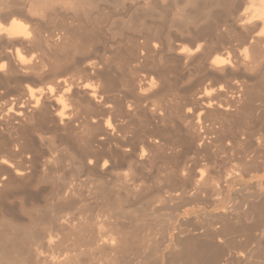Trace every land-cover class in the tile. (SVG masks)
Instances as JSON below:
<instances>
[{"label":"rangeland","instance_id":"obj_1","mask_svg":"<svg viewBox=\"0 0 264 264\" xmlns=\"http://www.w3.org/2000/svg\"><path fill=\"white\" fill-rule=\"evenodd\" d=\"M207 1L209 2L210 0H0V24L3 23L4 16L7 13L14 12L17 16H20L26 25H28L26 29L30 34L29 38L32 43L27 42V44L25 43L23 46L19 47L25 61L40 59L46 65L42 74L43 80L40 81L42 84L35 82L34 79L38 77H35L34 74L30 73L28 77H31V79L27 78V80H24L21 75L22 72L18 69H14L15 74L11 73V78L14 80V84L12 85L21 87L26 83L33 86L35 83L33 87H36V84L37 86H40V84L44 86L46 83H50V80L56 75H59V77H72L74 79H79L81 82L87 81L96 86L98 85L97 82L100 81L106 86H114L113 93H115V97L120 100L122 107L126 108L127 104L129 105L131 101L137 100L141 107L144 105L143 108L145 106L149 108L152 104L149 103L154 101V97H152L153 95L151 92V94L143 92L142 96H138L137 93H140L138 92L140 91L139 88L142 85L141 90L147 88L148 82L146 81H149V77H153L152 79H159V82L157 79L154 80L157 81L156 85L158 84V86H160L159 74L166 68L168 70L170 69V71L178 70L177 72H182L181 75H183L184 78L182 77L179 81L177 80V94L179 93V97H191L196 92H200L201 89L203 90V87L209 88V86L213 87L214 85L212 83L210 84L209 82L211 81H207L203 74L194 71V66L197 64V61L195 62L192 60V62L191 59L185 58L186 55L177 53L178 50L182 47L194 48L197 43L194 42V39L197 37V32L207 25H211L210 34L206 36L205 39L199 40L198 42L203 43L201 49L204 52L211 50L217 44L215 37L219 34L228 32L227 25L230 24L231 19L237 14L235 12L236 10L234 11L233 8L242 0H229L231 4H233L231 5L232 8H230L231 10L233 9V12L226 18L222 15L228 6L225 1L220 2L218 4L219 7H206V9L198 11L195 4L202 5L207 3ZM224 7L226 9H224ZM203 13L206 17L202 15ZM217 16H220V18ZM88 36L90 39L87 38ZM36 41H39L41 45L37 46ZM153 43L156 44L155 48L152 47ZM233 43V45H236L235 42ZM1 46L4 47L3 45ZM1 46L0 56L9 51L6 47L3 49ZM10 51L11 60H13L12 54L14 49H10ZM217 54L224 55L222 52H217ZM87 61L101 63V65H98L96 68L99 69V71L102 69L101 72L104 71L103 75L105 78L103 77L101 79L102 81L96 79L91 74L90 69H88V72H81V68ZM106 61L108 62L107 65ZM102 65L103 67H108L104 69L101 68ZM127 65L130 67H127ZM262 71L261 75L260 73L259 75L256 74V77L254 76L252 80L256 81L259 79V81H263L264 74L262 73H264V69ZM186 74L190 75L186 76ZM108 75H111L110 78H108ZM112 77L115 78L112 80ZM187 77L191 79L189 80ZM137 78H139V81ZM20 79L24 81H20ZM28 80L30 82H28ZM129 83L134 85L133 89L135 87L136 90H134L136 93H126V88L123 87H129ZM136 84L140 87L138 88ZM145 85L146 87H144ZM262 85L261 87L264 88V84ZM133 89L132 91H134ZM157 89H159V87ZM190 92L193 93L190 94ZM133 95L134 97H132ZM80 96L81 93L76 95L72 102L70 101L68 103V112L75 109ZM126 99H129V101ZM126 102L127 104H125ZM170 109L171 111L169 112H171V116L166 119L167 123L165 126L168 125L167 127L170 128L171 124L173 125L176 123V127L171 125V129L175 130L177 128L175 132L178 133L172 132L173 135L175 134L172 138L177 142L180 141V143L178 142V147L176 148L178 150H175V153L167 151V155L170 158L164 159L165 161L161 156L158 157L159 155L157 154L156 158L155 153H151L154 155L148 153L144 146V148L142 147L143 152L140 151L138 139L136 140L139 145L135 143L137 141L132 140V144L135 148L134 150L138 153L134 151V156L136 157L139 155L140 157L137 156V165H134L137 158H134V166L125 164L120 158V155L113 160L107 153L108 148H112V143H114V141L110 139L108 141V146H104L105 148L103 146L98 147L96 142V145L93 144L94 154L91 158H94L96 162L88 168L71 169L73 167L70 158L72 155V144L68 142L64 148L66 153L71 154L66 157V164L70 165H66L65 169H34L31 173H26L23 180H17L13 176L14 182L7 184L2 180L4 175L3 170L0 169V237L6 238L7 236L11 238V235H14L12 237H16L19 234L17 236L19 238L33 237L34 240L29 248H25L28 250H14V252H18L17 254L20 256L11 251L12 255H8L11 259L8 261H1L0 264H19L17 260L21 259L20 257L24 258L27 254L26 252L29 253L26 256V259L29 258L28 261L30 262L27 261L29 264H34L35 261L36 264H48V262L41 260L44 258H47V261L51 260L50 258L55 260L56 257L58 258L56 259L57 261L60 260L57 264H157L160 255H166L169 252L170 247L174 244V240L177 237L187 234L188 231H191L197 226L201 227V224L203 225L204 223H202L199 213V215L191 214L185 217L179 213L181 212L180 210H189L193 206V204L188 202L189 196L186 194H184L183 199H177L179 200L177 201L178 206L180 205L181 207L179 206L180 209L176 210H174L177 206L176 200H174L175 203L173 201H161V198H158L159 195L167 191L178 193L179 191H183L187 193V191L192 188L191 186H193V181L196 175H198V172L202 173L201 176L204 175V177H201L202 179L204 178L208 181L212 180V178L214 179V177L217 179L223 173L222 176L224 177L228 173L231 174L233 171L236 176L233 173L231 175L235 176V183L238 181L243 185L246 183L245 186H247L248 189L244 192L246 194L245 196L253 194V191L250 192L248 190L255 185L256 181L260 180L262 184L264 183V166L254 169L248 162L250 158L247 159L246 167L242 164L243 161L240 162V156L244 150L246 154L249 152L248 149L246 151V148L242 145V140L240 141L238 139L240 136L244 135L247 130H250L249 126L251 125H249L250 122L248 120L238 115L234 116L233 113H229L227 117L223 114H219V119H217L218 117L210 119L212 120L211 122L216 119L218 120L216 126L219 127L218 129L220 130L217 136L220 137L221 141L226 143L230 140V142L233 143V158L234 154L235 156H238L237 153H239V155L241 154L238 156L239 158L236 156L233 159L231 156L229 158V155L222 153L223 155L220 154L213 159L215 164H211L212 166L210 167V164H206L203 159L201 160V157L198 158L195 157L194 154L183 152V147L189 140L195 143L194 141L198 138V134L196 135V133H193V130L190 129L192 122H195L193 118L194 114L193 117L192 114L185 115V109L183 108L179 113L175 111L177 110L176 108L174 109L172 107ZM85 110L86 113H89V115L87 114L89 118L92 117L95 121L99 118V124L104 122L103 119L105 116H102L101 113L97 115V112L101 111L100 108L97 109L96 106L90 108L85 107ZM140 110L142 109L140 108ZM130 113L132 114L134 112ZM137 113V116L133 115L129 121L127 120L129 124L126 123L125 127L126 129L128 128L127 132L128 130L130 131L129 135L131 137H133V135L136 137L137 135V138H141V135H143L142 123L144 122V116H141L143 115L142 112ZM258 114H260V112ZM183 116H186L188 120L183 121L186 119L185 117L183 118ZM230 116L232 117L230 118ZM114 118L111 119L112 121L110 120L111 124H114L113 127L123 124L119 117ZM180 118L183 119L178 121ZM223 118H225L224 121L222 120ZM263 118L264 117L259 118L261 121H258V128L260 126L262 128L264 127ZM130 120L132 122H130ZM210 120L207 119V122H210ZM113 121L114 123H112ZM239 122H242V124ZM91 125L92 127L89 128L90 130L85 138L93 135L94 139L91 140L97 141V138L102 135V132L97 130L96 123H91ZM126 125H128V127ZM135 127L138 128L137 131L133 130H136ZM186 128H188L187 130H189L188 132L190 134L186 132L187 130H184ZM240 130L242 132L244 131V134L241 133ZM262 131L264 132L263 129ZM263 132L259 131L258 133L262 134ZM223 133L224 137L221 136ZM105 134L109 139L110 135L108 132ZM191 134L194 135L192 136ZM239 134L241 135L239 136ZM188 137H191V139H188ZM203 137L207 141L212 139L211 135H204ZM180 138H182L183 141H181ZM129 145H131V143ZM259 150L256 155L257 162L263 161L262 151H264V148ZM141 158H143V162ZM184 158L188 159L185 162L186 165H188L187 167L184 164ZM237 159H239L238 162ZM195 160L196 162H194ZM200 160L206 165L201 164ZM103 161H106V167L103 165ZM178 161L179 163L181 161L184 167L182 165L180 166L181 163L179 164ZM197 161H200L199 163L203 166L199 165ZM111 162L114 164L111 165ZM139 163H141V165ZM174 167H176V169H173ZM196 171L198 172L196 173ZM42 175L46 176L42 177ZM210 176L211 178H209ZM222 176L221 179L218 178L220 182L222 181ZM64 183L72 186L74 190L73 193L71 192L69 194L66 200L58 201L56 198H53L54 196H52V194ZM247 192H250L249 195ZM185 196H187V198ZM63 222L68 223L65 225ZM167 227H169V229H167ZM22 230L24 231L23 234ZM49 235L53 242L48 245L46 240ZM35 237H37V239H35ZM102 237H111L114 240V245H101L98 240ZM120 239L125 240L127 243L124 246L125 250L122 248V242H119ZM21 252L23 254H21ZM15 255L16 257L13 258L12 256ZM17 257L18 259H16ZM33 257L36 259L38 258V260ZM12 259L17 263H10V261H13ZM31 259L34 262H31ZM27 262L25 264H28Z\"/></svg>","mask_w":264,"mask_h":264},{"label":"bare ground","instance_id":"obj_2","mask_svg":"<svg viewBox=\"0 0 264 264\" xmlns=\"http://www.w3.org/2000/svg\"><path fill=\"white\" fill-rule=\"evenodd\" d=\"M222 1H225L228 4L227 9L224 7L226 10L222 13L223 17L225 16L226 18L227 16H230L233 12V9L234 11L236 10L235 12L237 14H234L235 16L231 19L230 24L227 25L228 32L225 34H219L215 37L217 43L216 46L206 52L201 49L203 43L198 41L205 39L211 31V25H207L197 32V37L194 39V42L197 43L195 44L194 48L190 49L182 47L177 52L179 54L186 55L185 58L191 59V61H197V64H195V66L193 65L195 67L194 71L196 73L203 74L205 79H207V81L210 80L211 82L209 83H212L214 86H209V88L205 86L206 88L203 87V90L201 89L200 92H194L195 94L191 97H179V93L177 94L176 89V86L178 85L177 80L179 81L182 77L184 78V76L181 75L182 72H177L178 70L170 71V69L168 70L165 68L159 74L160 86H158V84L156 85L157 81L155 80L157 78H154V80L152 79L153 77H149V81H146L148 82V85L146 89L143 88L144 90H141L143 85L140 87L136 84L138 88L140 87V91L138 92L141 94L137 93L138 96H142L143 92L152 93L154 101L149 103H152L151 107H149L147 104L149 108L146 106V108H143L144 105L141 107L137 100L131 101L129 105L126 102V108L122 107L120 100L117 99L114 95L115 93H113L114 86H106L100 81H96L98 83L96 86L88 83L87 81L81 82L79 79H74L72 77H59V75H56L51 80L49 79L50 83L47 84L45 82L46 84L44 86L41 85L42 83L40 81L43 80L42 74L44 68H46V65L40 59L25 61L23 53L21 54L19 50V47L23 46L25 43H32L31 39L29 38L30 34L26 29L28 25H26L20 16L16 15V13H7L4 16L3 23L0 24V44L9 49L6 54H2L0 56V169L3 170L4 176L2 180L6 182L5 184L13 183V176L17 180H23L26 173H31L34 169H65L66 165H70L66 164V157L71 154L66 153L64 148L68 142H71L72 144V155L70 158L72 160L73 167L71 169H83L94 165L96 161L94 158H91L94 154L93 144L96 142L98 147H104L106 145L108 146V141L110 139L113 140L114 143H112V148H108L107 150L109 157L114 160L118 155H120V158L123 160V162L130 166L135 163L134 158H137V156L139 157V155L136 157L134 156L135 148L132 144V140L137 141L136 139L139 141L140 147H138L139 150L141 149L140 151L143 152V148L145 147L148 153H155V155H159L158 157L161 156L163 160L170 158L167 155V151H170V153H175L174 151L178 150L176 149L178 147V142L180 143V141L177 142L172 138L174 137L175 134L173 135V133L177 128L175 130L171 129V123L170 128L167 127L168 125L165 126L167 123L166 119L170 118L171 116V112L169 111H171L170 108L172 107L174 109L176 108L177 110L175 111H178V113L183 108L185 109V115L192 114L193 117L194 114L193 118L195 122H192L190 129L193 130V133L195 132L196 135L198 134V138L194 141L195 143L191 142L190 140V143H184L185 146H182L183 152L194 154L195 157L198 158L201 157V160L203 159L206 164H210V167L215 164L213 159L222 153L229 155V158L230 156L233 158V143L230 142V140L226 143L222 142L220 137L217 136V133L220 129H218L219 127L216 126L218 121L217 119H219V114H223L227 117L229 113H233L234 116L238 115L239 117L248 120L250 122L249 125H251L249 126L250 130H247L245 134L243 133L244 131L242 132L240 130V132L244 135L240 136L241 134H239L240 137L238 139L240 141L242 140V145L246 148V151L247 149L249 151L246 154L244 153V150V155L242 153V155L240 154L241 156L239 153H237L238 156L241 157L240 162L243 161L242 164H244V167H246L247 159L250 158L248 162L250 163V166L254 167V169L264 166V151H262L263 161H256L258 150L264 148V132L262 131V129L264 130V127H257L258 121L260 120L259 118L264 117V88L261 87V85L264 84V79L263 81H259V79L256 81L252 80L256 74L259 75L260 73L261 75V71L264 69V0H242L232 10L230 8H232L231 5L233 4H231L229 0H210L209 2L207 1V3L202 5L194 4L199 11L206 9V7L212 8L218 6V4ZM202 15L204 16V13ZM217 17L220 18V16ZM87 38H89V36ZM233 42H235L236 45H233ZM36 45L40 46L41 44L39 41H36ZM155 46L156 44L153 43L152 47L155 48ZM4 47L1 46L3 49ZM10 49H14L12 54L13 60H11ZM217 52H222L224 55H219ZM107 63L108 62L106 61V65ZM98 65H101V63L99 64L98 62L96 63V61H87V63H85L81 68V72H88V69H90L91 74L96 79L101 80L104 77V71L101 72V68L105 69L108 66L103 67L102 65L100 68L101 70L99 71V69L96 68ZM127 67L130 66L127 65ZM14 69H18L22 72L21 75L24 80H27V78L31 79V77H28L30 73L34 74L35 77H38L34 80L35 82L41 83L40 86H37L36 84V87H33L35 83L33 86H30L26 83L21 87H17L15 85L13 86L12 84H14V80L11 78V73L15 74ZM187 75L190 74H186V76ZM110 76L108 78H110ZM113 78L115 77H112V80ZM23 79H20V81H24ZM137 80L139 81V78H137ZM157 80L159 82V79ZM28 82L30 81L28 80ZM15 83L18 84L17 82ZM128 85H130V88L128 86L123 87L126 89L129 88L128 90L125 89L126 93L135 92V87V90L133 89L134 85H131L130 83ZM157 86L159 89H157ZM144 87H146V85ZM132 89L134 91H132ZM79 93H81V96L77 102L78 106L76 105L74 110L68 112V103L70 101L72 102L73 98ZM191 93L193 92H190V94ZM132 97H134V95ZM127 101H129V99ZM93 106H96L97 109L100 108L101 110L97 112V115L98 113H101L102 116H105L103 119L104 122H100L102 125L99 124V118H96L97 120L95 121L92 117H90V119L87 116L89 113H86L85 107L90 108ZM140 108L142 110H140ZM130 112L134 113L131 114ZM137 112H142L143 115H141L142 113L140 115L144 116V122L142 123L143 135H141V138H137V135L136 137H134V135L131 137L129 135L130 131L128 130L127 132L128 128L126 129L125 127V124L128 123L127 120L129 121L133 115L138 114ZM259 112L260 114H258ZM114 117H119L123 124L119 123L120 125H115V127H113L114 124H111V119ZM184 117L186 118V116H183V118ZM213 117L218 118L211 122L212 120L210 119ZM231 117L232 116H230V118ZM183 118L178 119V121ZM207 119L210 120V122H207ZM224 119L225 118L222 120L224 121ZM187 120L188 118L184 119L183 121ZM130 122L132 121L130 120ZM91 123H96L97 130L102 132L100 137L97 136L99 137L97 138V141L91 140L94 139L93 135L91 137L85 138V136L88 134V131L90 130L89 128L92 127ZM112 123H114V121ZM239 123L242 124V122ZM173 125L176 127V123ZM126 126L128 127V125ZM137 129L138 128L133 130L137 131ZM187 129L188 128L184 130L186 131ZM188 131L189 130L186 132ZM259 131L263 133L260 134L258 133ZM107 132L110 135L109 139L105 134ZM204 135H211L212 139L207 141L203 137ZM221 136L224 137V133ZM189 138L191 139V137H188V139ZM180 139L183 141L182 138ZM138 141L135 143L138 144ZM130 143L131 145H129ZM249 153L252 156H250ZM236 156L234 154V158ZM142 159L143 158H141V160ZM183 160L184 164L186 165L185 162L188 159L184 158ZM238 160L239 159H237V162ZM200 161H197L199 165L204 164V162L202 163V161ZM105 162L103 161V165H105ZM137 162L138 158L134 165H137ZM194 162H196V160ZM113 164L114 163L111 162V165ZM139 164L141 165V163ZM181 165L182 163L180 166ZM182 166L184 167V165ZM187 166L188 165H186V167ZM173 169H176V167ZM197 172L198 171H196V173ZM232 173L233 171L231 174ZM197 174L198 175H196L195 180L193 181L194 183L191 182L193 183V186H191L192 188L187 191V193L183 191H179V193L167 191L158 196V198H161V201L174 202V200H176L177 202L179 201L177 200L178 198L183 199L184 194H186L189 196L188 202L193 204V206L189 210H180L181 212L179 213H181L184 217L199 213L202 223H204L203 225L201 224V227L197 226L198 228L196 227L191 231H188L187 234L177 237L174 240V244L170 247L169 252L166 255H160L157 260V264H264V183L262 184L260 180L256 181L255 185H253V187L249 188L248 190L250 192L253 191V194L250 196H245L246 194L244 192L248 189L247 186H245L246 183H244V185L239 181L235 183V173H233L235 176L229 173H226L227 175L224 177L222 176L224 173L220 175V177L217 175V177L220 179L222 176L221 182L218 178L216 179V177H214V179L212 178V180L206 181V179L203 178V180L201 178L204 177V175L201 176L202 173L198 172ZM45 176L42 175V177ZM209 178H211V176ZM73 190L74 189L72 186H69V184L66 185L64 183L59 188H57L56 192H54L52 196H54L53 198H56L58 201L66 200L69 194L71 192L73 193ZM187 196L185 197L187 198ZM179 206L177 202V206L174 210L180 209L181 206ZM66 223L68 222H65L64 224L66 225ZM167 229H169V227H167ZM23 233L24 231L22 234ZM12 236L14 235H11V238L7 236L6 238L0 237V262L11 259L8 257V255L14 252V250H28L25 248H29V246L32 245V241H34L33 237L19 238L17 236ZM111 237H102L98 241L101 245L112 246L114 245V240ZM35 239H37V237H35ZM51 242L53 241H51L49 235L47 237L46 243L49 245ZM119 242H122V248L125 250L124 246L127 244L126 241L120 239ZM15 253L16 252H14V254ZM26 253L29 254L28 252ZM21 254L23 253L21 252ZM27 254L24 256V258H16L18 259L17 261L19 264H25L28 261L29 258L26 259ZM12 257L14 258L16 255ZM50 259L51 260L47 261V258H44L41 261H46L48 264H57L60 261L56 260L58 259L57 257L55 260H52V258ZM36 260H38V258ZM11 262L14 263L16 261L13 260L10 261V263ZM31 262L34 261L31 259ZM34 264H36V261Z\"/></svg>","mask_w":264,"mask_h":264}]
</instances>
